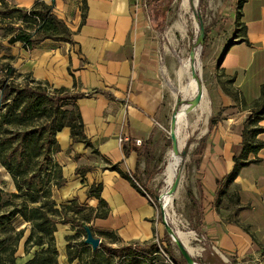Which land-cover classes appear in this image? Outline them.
Returning <instances> with one entry per match:
<instances>
[{"label": "crops", "instance_id": "1", "mask_svg": "<svg viewBox=\"0 0 264 264\" xmlns=\"http://www.w3.org/2000/svg\"><path fill=\"white\" fill-rule=\"evenodd\" d=\"M7 1L27 9L44 1L72 31L73 42L47 38L32 50L20 41L8 45L18 72L82 94L76 103L90 144L74 141L69 127L57 133L60 150L53 157L66 182L53 188V198L59 204L78 200L95 209L104 200L108 215L88 225L95 235L113 233L115 242L107 236L101 239L114 247L164 240L169 232L157 205L135 180L153 170L166 150V121L174 111L169 78L174 68L140 0ZM238 11L237 31L224 42L214 63L208 100L203 97L187 114L195 111L198 117L190 120L198 141L187 143L196 159L177 198L186 205L192 190L203 211L200 234L183 239L196 241L189 249L197 264H264V147L248 156L259 162L241 167L233 181L226 178L236 166L235 155L252 115L235 94L250 103L264 85V0H241ZM180 91L186 94L181 86ZM216 115L221 120L211 129L210 119ZM260 125L264 127V118ZM257 138L264 143V131ZM135 146L150 153L141 155ZM114 165L117 168H111ZM75 230L71 223L58 224V264H79L70 263L67 256L66 237ZM17 253L16 264H25L33 255L25 254L22 246Z\"/></svg>", "mask_w": 264, "mask_h": 264}, {"label": "trees", "instance_id": "2", "mask_svg": "<svg viewBox=\"0 0 264 264\" xmlns=\"http://www.w3.org/2000/svg\"><path fill=\"white\" fill-rule=\"evenodd\" d=\"M1 24L6 25V31H11L8 38L9 45L20 41L27 50H32L47 38L73 42L72 31L67 23L54 13L51 5L44 1H37L32 8L27 9L12 5L7 0H0V26ZM153 25L155 26L154 22ZM207 42L206 35L204 44L206 45ZM3 56V59H15L8 53H4ZM1 66L0 164L13 177L18 192L5 193L0 187V264L17 263L16 253L26 228L18 230L14 237H11L10 245L6 244L8 240L2 239V234L15 230L14 222L18 216H22L31 225L30 234L25 241L26 253H30L33 247H39L25 264H58L59 251L55 232L59 223H71L79 230L66 237L67 256L70 263L77 260L79 264H122L124 258H127V264H187L182 255L178 256L175 253L169 234L164 240H153L141 244L130 243L119 247H114L101 239L97 250H93L85 242V237L81 239L77 236L80 232L86 236L84 227L93 218H104L108 215V206L102 199L100 207L95 209L81 204L78 200L59 204L52 198L53 188L61 187L66 182L62 167L53 157L60 150L57 133L64 127H69L74 141L90 144L76 103L82 94H71L66 88H53L56 117L50 122L45 121L42 124L28 126L27 121L30 118L42 117L46 113V97L43 93H37L32 89L25 96L26 87H15L13 82V74L17 69L11 62ZM27 76L31 77L30 74ZM31 78L39 86L43 83L49 85L48 82ZM235 99L240 100L244 108L250 109L252 115L245 124L242 147L235 155L236 166L226 177L228 181L235 179L241 167L259 162L258 157L249 159L248 156L250 153L257 154L264 147V143L257 138L264 131V127L260 125V121L264 118V85L261 95L250 103L241 99L238 94H235ZM64 101L73 102L74 109H62L61 103ZM219 120H221L220 115L212 116L210 128L212 129ZM6 123H15L19 127L15 130H6ZM133 149L141 155L150 153L149 149H143V147L135 146ZM124 150L126 154L129 153L128 145H124ZM41 155L45 157V160L36 162L35 167L30 169L29 165L23 164L24 156L33 159ZM196 164H199L198 160ZM111 168L115 169L117 166L114 165ZM99 191L98 186L96 193L98 197ZM188 195L197 215L193 228L200 234L203 211L192 190H188ZM84 210L87 213H83ZM97 235L100 238L110 237L113 242L116 240L113 233L99 231Z\"/></svg>", "mask_w": 264, "mask_h": 264}, {"label": "rangeland", "instance_id": "3", "mask_svg": "<svg viewBox=\"0 0 264 264\" xmlns=\"http://www.w3.org/2000/svg\"><path fill=\"white\" fill-rule=\"evenodd\" d=\"M240 0H140V3L146 13L150 16L151 20L154 22L155 26L159 28L160 38L164 45V51L167 53L168 62L174 68L171 74L170 82L172 88V112L175 109L176 103L180 98H183V93L180 91V86L182 82H188V76L180 74V68L183 66L184 62L190 58V53L194 49L197 53V63H200V82L203 85L204 89V99L208 100V89L207 84L213 81V68L214 63L217 60V56L221 50L224 42L234 35L237 31V16H238V6ZM7 21V20H6ZM16 21V20H14ZM201 22L205 26V36L208 37V42L206 45H198V39L201 30ZM0 67L4 63L11 62L14 66L15 59L8 60L3 59V53H8V38L11 34V31H6V25L1 24L0 26ZM4 47V48H3ZM3 59V60H2ZM15 67V66H14ZM31 75V74H30ZM13 82L15 87L25 88V96L33 91L37 93H43L46 97V115L42 117L35 116L30 118L27 121L28 126L42 124L45 121H52L56 116L54 110V89L50 85L45 83L42 86H39L34 81H32V76H27V73L15 72L13 74ZM185 78V80H184ZM187 80V81H186ZM47 87V88H46ZM189 95L186 97V100H189ZM62 109H74L73 102L64 101L61 103ZM50 115V117H49ZM171 116V113H170ZM196 112H192L190 115H187L184 121L180 124L179 138L184 140L185 143L182 147L183 150H186V154L181 160V165L179 171L182 174L181 186L184 185V182L188 181V178L192 176V171L195 167V156L190 153L189 146L187 143H196L197 132L194 133V125L190 124L191 119H196ZM198 118V117H197ZM201 121V120H199ZM195 123V122H192ZM203 124V120H202ZM200 122V127H202ZM19 126L15 123H6L5 129H17ZM170 129H171V119L166 121V132H165V141L166 150L160 157V161L153 168V170L147 171L145 175H140L137 177L139 184L153 197V200L156 202L158 210L160 212V201L157 199L166 189H168V183L165 176V168L169 160V153L172 150V140L170 138ZM45 156V155H44ZM45 160V157L41 155L38 158L31 159L28 156L23 157V164L29 165V168L35 167L36 162ZM189 176V177H188ZM145 180V181H144ZM0 187L4 190L5 193H15L18 192L14 179L11 174L0 164ZM178 191L175 193L173 198L172 206L167 211V219L173 228L180 232H184L187 235L196 237L197 230L193 228V224L196 221V213L192 208L191 201L184 205L178 200ZM53 198V197H52ZM54 199V198H53ZM55 200V199H54ZM56 201V200H55ZM164 202V200H163ZM162 202V203H163ZM83 213H87L86 210ZM160 217H161V213ZM15 230H9L2 234V239H5L7 245H10L12 238L15 233L23 228H26L24 237L20 240L19 246L24 247L25 251V241L30 234V223L27 222L22 216L14 222ZM79 232L76 228L75 233ZM74 233V234H75ZM80 232L77 236L81 239H84L85 235ZM195 234V235H194ZM98 236V235H96ZM198 237V236H197ZM171 242L175 249V253L178 256H181V253L173 241L172 237ZM186 238V239H187ZM199 238V237H198ZM188 248L192 250V246L196 247V241L190 240L191 243L185 241ZM39 249V247H33L30 253ZM163 252V250L161 249ZM22 253V252H21ZM20 253V254H21ZM18 255V253H16ZM25 254H29L26 253ZM6 257V255L4 256ZM20 257V255L18 256ZM127 258H124L122 264H127Z\"/></svg>", "mask_w": 264, "mask_h": 264}, {"label": "water", "instance_id": "4", "mask_svg": "<svg viewBox=\"0 0 264 264\" xmlns=\"http://www.w3.org/2000/svg\"><path fill=\"white\" fill-rule=\"evenodd\" d=\"M204 41H205V26L203 22H201V30L198 39V45L200 46L203 45ZM196 54L197 53L193 49L190 53V57L194 58ZM193 76H197V73L195 71L193 72ZM183 96L184 98H180L179 101L176 103L175 109L172 113L171 129H170V138L172 140L173 156L179 157L180 161L182 160L183 156L186 154V150H183L181 148L180 138H179L180 124L182 122L180 113L183 112L186 117L190 111H192L202 103L204 97L203 86L201 85L197 94L191 100L188 101L186 100L185 93H183ZM167 168H168V164L166 165L165 172L167 171ZM181 182H182V174L181 171H179L175 174L174 179L172 180L167 193L171 196H174L175 193L178 191ZM157 199L161 201L162 194L158 196ZM160 213L167 231L169 232L170 236L172 237L173 241L178 247L181 255L185 258L187 264H197L187 244L183 241V239L179 235V232L176 231L173 228V226L169 223L167 219V213L164 210V206L162 205H160ZM84 228L86 231L85 242L88 245H90L93 248V250H97L100 247L102 241L101 238L94 234V232L92 231L89 225H85Z\"/></svg>", "mask_w": 264, "mask_h": 264}, {"label": "bare ground", "instance_id": "5", "mask_svg": "<svg viewBox=\"0 0 264 264\" xmlns=\"http://www.w3.org/2000/svg\"><path fill=\"white\" fill-rule=\"evenodd\" d=\"M197 57L198 55L196 54L194 58H188L183 66L180 68V74L181 75H186L188 76V82L185 83L183 82L181 85V89L186 92V94H189V97L194 98V96L197 94L198 90L200 89L202 83L200 82L201 78H200V72H199V68L200 67V63H197ZM197 73V76H193V72ZM185 80V78H184ZM187 81V80H186ZM203 86V85H202ZM204 90V89H203ZM188 96V95H186ZM192 98H190L189 100H191ZM180 117L182 119V121L184 120V113L181 112L180 113ZM185 141L180 139V144H181V148L183 147ZM168 168L167 171L165 173L166 179H167V183H168V189L170 187V184L172 182V180L174 179V176L177 172H179V167L181 165V161L179 157H174L173 156V151L171 150L169 153V160H168ZM168 189H166V191H164L162 193V199L160 201V205L164 206V210L167 211L169 210V208L172 206L173 203V198L174 196H171L167 193ZM164 200V202H163ZM163 202V203H162ZM179 235L181 236L182 239H186L187 235L186 233L180 231Z\"/></svg>", "mask_w": 264, "mask_h": 264}, {"label": "built area", "instance_id": "6", "mask_svg": "<svg viewBox=\"0 0 264 264\" xmlns=\"http://www.w3.org/2000/svg\"><path fill=\"white\" fill-rule=\"evenodd\" d=\"M124 140H125V138L124 137H120V142H124ZM136 144L137 145H141L142 144V140L141 139H137L136 140ZM135 182H136V184L138 185V186H140V184L135 180ZM142 187V186H141ZM143 191L146 193V190L145 189H143ZM153 202L156 204V202L153 200ZM157 205V204H156ZM157 209H158V207H157ZM160 209V208H159ZM160 212H159V210H158V215L160 216V214H159ZM157 241H159L158 239H157Z\"/></svg>", "mask_w": 264, "mask_h": 264}]
</instances>
